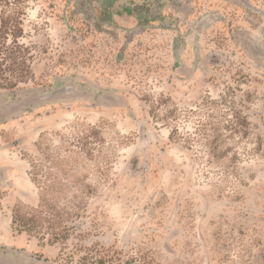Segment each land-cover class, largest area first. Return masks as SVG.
Instances as JSON below:
<instances>
[{
  "label": "rangeland",
  "instance_id": "obj_1",
  "mask_svg": "<svg viewBox=\"0 0 264 264\" xmlns=\"http://www.w3.org/2000/svg\"><path fill=\"white\" fill-rule=\"evenodd\" d=\"M3 22L27 70L0 86V256L264 264V0H0ZM54 156L84 205L49 242L12 215Z\"/></svg>",
  "mask_w": 264,
  "mask_h": 264
},
{
  "label": "trees",
  "instance_id": "obj_2",
  "mask_svg": "<svg viewBox=\"0 0 264 264\" xmlns=\"http://www.w3.org/2000/svg\"><path fill=\"white\" fill-rule=\"evenodd\" d=\"M4 24L5 22L0 28V34ZM13 43V46L0 51V86L14 84L13 80L23 78L27 70L24 48L21 49L17 40ZM78 143L82 144L81 148L84 147V151L88 150V142L84 139L78 140ZM33 169L32 181L39 190V205L37 208L26 209L25 212L21 207L14 210L12 227L19 233L37 235L42 239L50 236L49 242H57L66 238L69 232V227L64 226L66 217L72 215L73 211L81 209L84 204L83 201H78L79 199L69 195L60 199L59 194L67 193L70 189L67 180L72 169L65 167L58 157H52L45 172L42 165L35 164ZM42 230L45 231L42 232Z\"/></svg>",
  "mask_w": 264,
  "mask_h": 264
},
{
  "label": "water",
  "instance_id": "obj_3",
  "mask_svg": "<svg viewBox=\"0 0 264 264\" xmlns=\"http://www.w3.org/2000/svg\"><path fill=\"white\" fill-rule=\"evenodd\" d=\"M0 264H47V263H40V262H32V261H26V260H12V259H6L2 256H0Z\"/></svg>",
  "mask_w": 264,
  "mask_h": 264
}]
</instances>
